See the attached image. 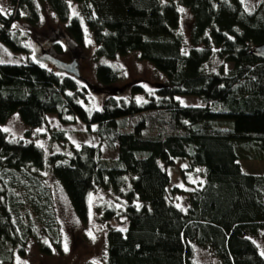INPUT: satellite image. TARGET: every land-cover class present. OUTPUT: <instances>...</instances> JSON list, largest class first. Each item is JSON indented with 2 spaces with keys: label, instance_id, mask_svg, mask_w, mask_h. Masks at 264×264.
Returning a JSON list of instances; mask_svg holds the SVG:
<instances>
[{
  "label": "trees",
  "instance_id": "1",
  "mask_svg": "<svg viewBox=\"0 0 264 264\" xmlns=\"http://www.w3.org/2000/svg\"><path fill=\"white\" fill-rule=\"evenodd\" d=\"M8 1L9 8L0 6V41L29 54L17 25H37L41 2ZM46 2L72 45L85 46L89 33L97 60L139 52L167 80L153 93L133 84L126 97L113 94L120 75L104 63L97 67L99 85H84L81 76L39 57L0 63L4 259L12 262L15 248L24 254L32 239L44 253H52L51 246L62 250L44 174L50 169L81 220L89 219V197L99 191L112 194L98 210L100 220L126 217V231L106 230L103 264H202L199 250L215 264H264V175L246 173L239 155L240 147H257L264 158V59L254 53L264 44V0L252 8L244 0ZM73 4L80 5L81 16L73 14ZM187 9L193 20L188 38L182 27ZM91 88L105 97L87 109ZM138 94L147 100L138 102ZM180 95L198 97L201 104L184 106ZM48 114L63 124H96L100 143L45 156L33 131L48 125ZM12 116L26 127L24 139L1 127ZM50 135L67 142L64 130ZM103 143L117 149V158L103 157ZM178 159L189 161L181 170L185 179L201 171L202 181L190 190L171 185L169 167Z\"/></svg>",
  "mask_w": 264,
  "mask_h": 264
},
{
  "label": "rangeland",
  "instance_id": "2",
  "mask_svg": "<svg viewBox=\"0 0 264 264\" xmlns=\"http://www.w3.org/2000/svg\"><path fill=\"white\" fill-rule=\"evenodd\" d=\"M259 1L244 0V3L246 6L252 8ZM40 2L42 15L37 25H32L25 20L17 25L20 33L25 36V43L28 45L30 53H15L5 43L0 41V63H24L28 57L32 59L39 57L42 54V48L47 47L56 58L67 62L77 60L82 78L80 82L84 85L87 82L90 85H99L97 67L100 63L118 69L120 76L115 87L119 90L114 89L113 94L116 95L118 93L120 96L125 95L126 97H130V88L133 84L141 85L147 89L148 93H153L159 84L165 83L167 80L166 74L158 70L150 61L142 59L139 52H131L126 56H119L115 59L102 58L101 60H97L95 56L96 45L92 39V35H89V33L85 35V46H81L75 42L76 48L64 34L61 22L46 0H40ZM0 6L9 8V1L0 0ZM72 12L74 15L81 16L80 5L73 4ZM184 13L182 27L186 31L188 38L193 21L192 13L189 9L185 10ZM48 42L51 43L48 44ZM57 42L63 44L61 50L56 47ZM231 67V64L227 65V68L230 69ZM85 95L88 102L87 109L98 107L105 97L103 92L93 90L92 88ZM134 98L138 102L147 100L145 95L140 94L135 95ZM177 99L184 106L201 104V100L194 96L180 95ZM47 120V126L33 131V141L43 149L45 156L55 152L68 153L70 152V146L80 147L83 143H100L96 135V124L92 125L90 129L81 121L63 124L56 114H48ZM1 127L13 138H25L27 129L17 116H12ZM52 130H64L67 142L52 138L50 135ZM101 150L104 158L108 160L117 158L118 152L116 148H108L103 143L101 144ZM260 153L257 147L254 149H246L245 146L239 148L240 161L246 173L264 175V158L261 157ZM186 165H189L187 159H178L175 165L169 167V174L172 186L177 185L185 190H190L194 185L199 184L203 177L201 176V171H199L196 175L188 176L186 180L181 171L182 167ZM44 174L47 185L51 190L52 202L55 206L54 208L56 209L62 231V250L59 251L54 246H51L52 253H44L38 248L36 241L32 239L27 244L24 254H21L17 248L13 250L12 262L6 261L4 259L6 251L0 250V264H103L106 249V230L109 227H114L126 231L128 227L126 217L113 219L108 222L100 220L98 210L105 203L111 201V192L99 191L90 195V215L89 219L84 221L76 214L66 193L53 177L50 169H46ZM180 203L183 204L182 198H180ZM47 243L50 244L49 240H47ZM261 248L264 250V244L261 245ZM197 255L198 260L202 264H215V260L210 256L208 251L199 250Z\"/></svg>",
  "mask_w": 264,
  "mask_h": 264
},
{
  "label": "water",
  "instance_id": "3",
  "mask_svg": "<svg viewBox=\"0 0 264 264\" xmlns=\"http://www.w3.org/2000/svg\"><path fill=\"white\" fill-rule=\"evenodd\" d=\"M254 53L264 59V44L258 46L255 49ZM42 58L47 62L51 63L52 66L57 69L72 73L78 77L81 76L77 60H73L72 62H66L59 58H56L51 52L45 54Z\"/></svg>",
  "mask_w": 264,
  "mask_h": 264
},
{
  "label": "flooded vegetation",
  "instance_id": "4",
  "mask_svg": "<svg viewBox=\"0 0 264 264\" xmlns=\"http://www.w3.org/2000/svg\"><path fill=\"white\" fill-rule=\"evenodd\" d=\"M48 44H50V42H48ZM50 52H52L49 48H47V47H43L42 48V54H40L39 55V58H42L45 54H48V53H50ZM74 59V58H73ZM73 61V60H72ZM67 62V61H66ZM68 62H70V61H68Z\"/></svg>",
  "mask_w": 264,
  "mask_h": 264
},
{
  "label": "snow or ice",
  "instance_id": "5",
  "mask_svg": "<svg viewBox=\"0 0 264 264\" xmlns=\"http://www.w3.org/2000/svg\"><path fill=\"white\" fill-rule=\"evenodd\" d=\"M4 9L2 7H0V12H3ZM65 250H67V248H65Z\"/></svg>",
  "mask_w": 264,
  "mask_h": 264
}]
</instances>
